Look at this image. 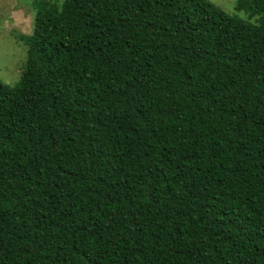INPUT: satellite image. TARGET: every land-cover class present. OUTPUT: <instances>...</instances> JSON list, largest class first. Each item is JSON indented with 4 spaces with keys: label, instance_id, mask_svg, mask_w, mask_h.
<instances>
[{
    "label": "trees",
    "instance_id": "1",
    "mask_svg": "<svg viewBox=\"0 0 264 264\" xmlns=\"http://www.w3.org/2000/svg\"><path fill=\"white\" fill-rule=\"evenodd\" d=\"M30 6L0 264H264V0Z\"/></svg>",
    "mask_w": 264,
    "mask_h": 264
},
{
    "label": "rangeland",
    "instance_id": "2",
    "mask_svg": "<svg viewBox=\"0 0 264 264\" xmlns=\"http://www.w3.org/2000/svg\"><path fill=\"white\" fill-rule=\"evenodd\" d=\"M207 1L229 15L245 17L242 12L234 13L233 5L236 0ZM31 2L32 0H0V82L3 84L13 85L23 70L25 47L14 38V35L31 33L33 18Z\"/></svg>",
    "mask_w": 264,
    "mask_h": 264
}]
</instances>
